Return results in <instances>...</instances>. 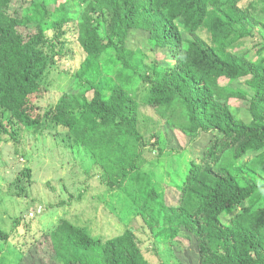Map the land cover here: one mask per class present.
Returning <instances> with one entry per match:
<instances>
[{
  "label": "trees",
  "instance_id": "16d2710c",
  "mask_svg": "<svg viewBox=\"0 0 264 264\" xmlns=\"http://www.w3.org/2000/svg\"><path fill=\"white\" fill-rule=\"evenodd\" d=\"M24 1L29 4L0 0V136L7 131V113L28 132L41 131L49 119L66 129L82 161L111 168V176L103 172L109 191L117 199L118 191L125 193L124 207L150 221L152 232L160 230L161 219L168 221L165 237L176 240L181 233L193 241L200 264H264V0H77L78 41L87 59L74 90L46 111L37 106L52 88L42 58L63 56L70 21L65 2L72 0ZM30 6L34 13L27 15ZM49 25L52 39L45 32ZM239 25L243 38L254 39L237 46L232 38ZM134 31L148 38L150 53L164 56L150 63L144 101L168 133L178 130L189 138L188 152L180 145L145 158L157 150L153 138L141 133L144 116L132 92L136 63L145 56V48L127 46ZM105 57L112 65L86 78ZM242 79L249 94L233 86ZM232 99L249 105L234 106ZM169 160L174 170L162 172ZM32 171L24 168L11 184L20 197H28ZM42 210H34L36 216ZM110 211L122 220L116 208ZM39 229L26 253H38L40 264H150L130 229L105 238L64 217ZM0 238L8 241L10 234L0 231Z\"/></svg>",
  "mask_w": 264,
  "mask_h": 264
},
{
  "label": "rangeland",
  "instance_id": "374dc122",
  "mask_svg": "<svg viewBox=\"0 0 264 264\" xmlns=\"http://www.w3.org/2000/svg\"><path fill=\"white\" fill-rule=\"evenodd\" d=\"M18 1L21 6L25 3L29 4L24 0ZM65 1L61 0L60 3ZM68 3V1L65 2L66 9L70 10V21L64 26L66 33L62 38L63 56L59 58L47 53L42 58V62L47 67L45 82L50 83L52 87L45 96L42 95L37 105L44 111L52 109L64 92L74 90L77 73L87 59V54L78 41L79 32L76 19L81 15L82 9L77 0H72L69 5ZM38 11L44 12L40 5ZM18 12L22 13L20 9ZM33 13L34 7L30 6L27 15ZM261 28L257 27V29ZM236 29L238 32L232 38L233 44L239 46L254 39L243 38L240 26H236ZM204 31L202 36H205ZM45 32L49 38L55 37V31L50 25L46 26ZM98 33L102 42L108 44L110 38L104 27H98ZM132 33L133 35L128 40V48L130 50L145 48V56L138 59L134 69L137 84L136 89L134 86L132 91L136 94L141 106V116H144L140 130L146 138H153L151 146L157 150L156 153L147 152L145 158L151 160L158 155V150L166 152L170 148H179L180 145L188 152L190 151L189 138L178 130L173 134L168 133L165 121L157 116L156 110L148 107L144 101L147 94V83L144 78L152 75L150 63H153V59L163 60L164 56L160 53L154 55L149 52L148 46L144 47L148 43V38H145L142 32ZM187 37L191 38V35L187 33ZM241 50L247 51L244 47ZM253 54L254 52L251 55ZM111 65L105 57L104 62L97 64L98 69H91L86 74V78H92L96 73L105 71V68ZM119 65L121 64L117 66ZM245 82V79H242L238 85L233 86L249 94V86ZM231 104L242 108L249 105L234 99L231 100ZM3 120L6 127L2 131H7L0 136V231L10 234V239L5 241L0 238V264H40L38 253L27 254L26 250L33 240L41 235L39 227L43 230L48 229L51 221L60 217L86 226L89 233L105 238L122 235L126 229L132 230L136 233L141 249L150 264H200V252L193 241L184 238L181 233L176 240L169 241L165 237L170 233L168 221L161 219L160 230L152 232L149 228L150 221L139 214L133 216L135 211H132L130 206L124 207L127 199L125 193L118 191L119 198H114V193L109 191L106 183L108 176L103 174L104 171H108L111 176L113 174L111 168L108 165L102 168L98 162V165L95 164V167L91 168V161H82L80 158L84 159V157L80 150L71 149L74 140L66 129L56 127L49 119H46L41 131L28 132L21 124L12 121L9 113L3 116ZM84 151L87 152L86 149ZM155 161L153 160L154 163ZM162 163L165 164L166 161ZM24 168L33 170L32 179L26 182L31 186L27 187L25 194L28 197H20L18 191L11 185ZM144 169L153 170L148 165ZM168 169L174 170L172 160H169L165 169L162 168L161 171ZM174 184H170V187L178 190ZM139 196L141 200L142 195ZM94 197H96L95 201L88 199ZM38 208L40 211L43 208V212L37 216L35 214V219H27L29 211L35 213L34 210L37 211ZM113 208L120 212L123 221L112 214L110 210ZM18 219L21 220L20 226L17 225ZM24 222H29V224H24ZM29 227L31 231L33 228V232L27 231Z\"/></svg>",
  "mask_w": 264,
  "mask_h": 264
},
{
  "label": "clouds",
  "instance_id": "9594fccd",
  "mask_svg": "<svg viewBox=\"0 0 264 264\" xmlns=\"http://www.w3.org/2000/svg\"><path fill=\"white\" fill-rule=\"evenodd\" d=\"M239 26H240V25H239ZM240 27H241V26H240ZM30 214H33V216L30 217V216H29ZM34 218H35V213L32 212V211H31V212L29 211V213H28V215H27V219H34Z\"/></svg>",
  "mask_w": 264,
  "mask_h": 264
},
{
  "label": "built area",
  "instance_id": "2783aa9c",
  "mask_svg": "<svg viewBox=\"0 0 264 264\" xmlns=\"http://www.w3.org/2000/svg\"><path fill=\"white\" fill-rule=\"evenodd\" d=\"M29 216H30V217H32V216H33V214H30Z\"/></svg>",
  "mask_w": 264,
  "mask_h": 264
}]
</instances>
